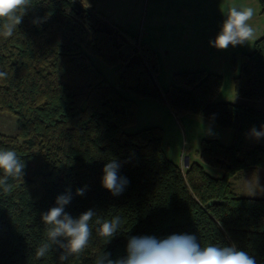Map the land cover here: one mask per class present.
Segmentation results:
<instances>
[{
    "label": "trees",
    "instance_id": "16d2710c",
    "mask_svg": "<svg viewBox=\"0 0 264 264\" xmlns=\"http://www.w3.org/2000/svg\"><path fill=\"white\" fill-rule=\"evenodd\" d=\"M96 2L30 0L14 35L0 36V71L8 74L0 80V112L16 120L14 135L0 133V150H14L26 165L23 178H9L10 190L0 188V264H95L103 252L124 256L132 236L172 234L195 235L202 247L234 245L264 264V197L239 195L232 182L240 172L264 171V144L246 142L253 127L264 126V109L255 103L264 99V32L252 51L233 58L240 101H219L223 76L207 69L174 72L162 90L161 64L149 41L94 12ZM258 2L264 16V0ZM91 55L114 68L115 84ZM127 92L166 101L180 121L197 115L232 129V140L203 137L200 160L183 171L166 152L161 125L126 131L138 109ZM112 159L129 181L119 196L102 186ZM69 191L65 211L73 218L89 209L102 220L120 216L119 232L106 243L94 217L82 254L60 262L54 247L38 258L36 249L46 242L41 214Z\"/></svg>",
    "mask_w": 264,
    "mask_h": 264
},
{
    "label": "rangeland",
    "instance_id": "374dc122",
    "mask_svg": "<svg viewBox=\"0 0 264 264\" xmlns=\"http://www.w3.org/2000/svg\"><path fill=\"white\" fill-rule=\"evenodd\" d=\"M132 1L128 0L130 2L129 8L134 6L132 5ZM141 2L139 10L134 11L133 9V12H131L126 7L123 14L113 15L120 22L121 27L132 35H139L142 32L147 34H145L146 40L149 41L157 52L161 64L158 82L162 90H166L170 85L173 71L207 69L213 72L219 71L223 76V87L218 95L219 97H217L218 100L240 101V98L235 95L233 89V75L235 71L233 70L232 59L224 61L221 55H217L214 52L211 54L198 52V50H195L196 44L194 43L193 36L195 34L197 37H203L209 31H220L224 16L227 14L230 6L238 7L239 4L240 8L251 6L255 10V15L249 23L255 29V38L238 47H240V54L244 51H252L254 49V41L264 32V16L261 14V6L258 0L255 3H251L248 0H141ZM94 5L92 10L98 12ZM130 10L132 9L130 8ZM184 27L186 28L185 32L190 33V36L186 38L180 36V32L183 31ZM142 38L144 37L142 36ZM123 50L125 53H128L130 45L126 46ZM91 59L107 80L111 84H115L114 68L106 65L95 55H91ZM226 62L227 64H225ZM126 94L132 95L138 102L137 121L135 124L128 126L126 131L132 133L152 125H161L164 127V145L168 151L166 152L173 160H176L177 153L181 150V140L184 134L180 127V120L177 121L168 106L157 99L138 97L130 92ZM255 103L259 108L264 109V99ZM180 122L185 126L187 137L192 139V143L194 141L191 136L196 138L202 135H209V130L212 133L211 136L219 138V132L208 128L206 125H201V123L188 124L185 118ZM215 128L219 131L225 130V128L221 127ZM0 133L7 135H14L16 133V120L10 113L0 112ZM222 141H226L225 143L229 144L231 140L224 138ZM246 142L248 145L264 144V138L256 139L249 134ZM183 144L185 145L186 142ZM194 153L198 155L197 150H194ZM192 158L198 160L199 155L198 158H194V156ZM193 159L191 160L193 161ZM190 163H192L190 160L187 161L181 167L182 170L185 171ZM207 169L214 175L221 174L220 169L210 167ZM232 182L234 190L239 195L264 197V171L261 168L248 172H240L232 178Z\"/></svg>",
    "mask_w": 264,
    "mask_h": 264
},
{
    "label": "clouds",
    "instance_id": "9594fccd",
    "mask_svg": "<svg viewBox=\"0 0 264 264\" xmlns=\"http://www.w3.org/2000/svg\"><path fill=\"white\" fill-rule=\"evenodd\" d=\"M30 7V0H0V36L12 37L22 23L23 16ZM255 15L251 6L238 8L230 6L224 16L220 31L210 45L218 50L230 46L243 45L255 38V29L249 23ZM7 72L0 71V80L7 78ZM211 135V131L208 132ZM250 135L256 139L264 137V126L261 130L253 127ZM25 162L14 150H0V188L8 191L11 185L9 178L20 179L24 176ZM121 164L112 159L103 168L102 186L113 196L121 195L129 181L119 174ZM85 189H77L76 195H84ZM72 200L71 192L57 196L55 206L41 214V221L46 226V242L35 252L38 258L45 257L54 247L61 250L58 259L67 261L70 256H79L89 245L92 236L90 222L95 217L97 234L106 243L119 232L121 217L114 216L110 221L102 220L95 210L89 209L73 218L65 211V206ZM125 255L111 258L103 252L97 256L95 264H256L255 258L246 251L233 246L209 244L202 247L195 235L172 234L158 239L151 235L132 236L128 239Z\"/></svg>",
    "mask_w": 264,
    "mask_h": 264
},
{
    "label": "crops",
    "instance_id": "0c3cea01",
    "mask_svg": "<svg viewBox=\"0 0 264 264\" xmlns=\"http://www.w3.org/2000/svg\"><path fill=\"white\" fill-rule=\"evenodd\" d=\"M238 1H241V0H238ZM248 1H250L251 3H255V1H257V0H248ZM129 3L130 2H128V0H97L94 7L98 12L104 14L107 17V20L109 22H113V23H116L119 26H121L120 22L117 20V18L113 14H120V13L123 14L126 7H128V11H131V12H133V9H134V11L139 10V8L141 7V4H142L141 0H138V1L133 0L132 5H134V6L130 7L132 9V10H130ZM238 7L240 8V4L238 5ZM137 13H138V11H137ZM185 31H186V28L184 27L183 31L180 32V36H183L184 38H186L187 36H190V33L185 32ZM218 32L219 31H215V30L209 31L206 33V36L204 35L203 37H197L193 33L194 34L193 40H194V43L196 44L195 50H198V52L201 51L203 54H211L212 52H214L217 55H221L222 60H224V61H230L231 59L233 61L234 57L237 58V60H239L240 55H241L240 50H239L240 47H238L239 45H237L235 47L230 46L226 50H218L215 47L210 45L209 41L214 40L215 37L217 36ZM145 34L143 32L139 33V35H142L144 37V39H146L147 34L146 35ZM225 64H227V62ZM217 72L220 73L219 71H217ZM173 73H174V71H173ZM234 75H233V77H234ZM217 97H219V96H217ZM217 97L215 98L216 100H218ZM221 100H223V99H221ZM161 103L166 104L168 106V108L170 109V107L166 101H161ZM170 111L173 114L171 109H170ZM174 117L176 118L177 121H179L175 115H174ZM183 118H185L187 120L188 124L201 123V125H204V126L206 125L208 128L218 131L219 132V138H217V137H215V138L219 139L224 144H227V143H225L226 141L223 142L222 139L225 138L226 140H228V139L232 140V136H233L232 131L233 130H231V129H225L223 131H221V130L219 131V130H217V128H215V127H218L216 124H214L213 122H211L210 120H208L206 118H203V117H200L197 115H186ZM179 123H180V127L182 128V131L184 134H183V139L181 140V150L179 153H177L178 157L176 156V158H177L176 160H177V163L181 167H183V165L187 161L190 160V162H193V161L197 160V159H193L192 156H194V158H198V155H196V153L193 154V152H194V150H197V147L199 146L201 139L203 137L210 138L213 136L202 135L203 137L198 136L196 138L194 136H191L193 138V141H194V143H192V139H189L187 137V130H186L185 126L180 121H179ZM184 142H186V144H185L186 146L183 144ZM164 147H165V145H164ZM165 149L167 151V147H165ZM190 158L193 159V161ZM176 160H174V161L176 162ZM198 160H199V158H198Z\"/></svg>",
    "mask_w": 264,
    "mask_h": 264
}]
</instances>
